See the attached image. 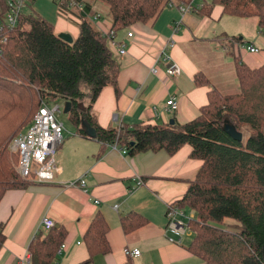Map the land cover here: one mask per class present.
<instances>
[{
	"label": "crops",
	"instance_id": "crops-1",
	"mask_svg": "<svg viewBox=\"0 0 264 264\" xmlns=\"http://www.w3.org/2000/svg\"><path fill=\"white\" fill-rule=\"evenodd\" d=\"M211 1L206 4L211 5ZM36 3L32 5L34 11L53 23L57 33L79 36V10L62 18ZM100 5L93 2V23L98 30L109 31L111 17L101 13ZM181 6H166L152 25L135 23L116 31L115 42L109 46L119 65L118 90L106 86L94 102L93 115L99 125L119 128L165 124L171 119L182 124L190 122L208 104L211 89L223 93L239 89L235 56L251 67L264 64V35L257 17L227 15L218 4L211 6L208 15L199 11L202 7L182 12ZM97 15L100 17L94 19ZM233 37L242 42L229 41ZM249 44L260 51L250 52L246 48ZM121 46L125 54L119 53ZM163 51L170 52L181 66L179 75H167ZM156 65L160 71L154 74L152 68ZM198 75H205L210 85H199ZM171 97L179 103L176 111L166 105ZM121 148L118 143L84 136L77 127L64 135L57 155L61 170L55 182H31L25 189H10L0 201V225L5 236L0 264H32L26 256L32 240L47 232L41 226L44 217L66 230V247L57 252L54 264L84 262L89 258L84 237L99 213L109 224L111 250L94 256L90 264H205L189 250L194 234L173 242L166 230L167 205L184 196L202 160L191 156L192 147L187 144L174 154L160 150L132 155ZM79 179L85 180L87 191L80 185H64ZM130 212L145 222L126 233L120 218ZM127 249H139L141 254L130 256Z\"/></svg>",
	"mask_w": 264,
	"mask_h": 264
},
{
	"label": "trees",
	"instance_id": "trees-1",
	"mask_svg": "<svg viewBox=\"0 0 264 264\" xmlns=\"http://www.w3.org/2000/svg\"><path fill=\"white\" fill-rule=\"evenodd\" d=\"M71 1L84 4L80 34L72 42L62 39L32 5L19 26L5 32L8 41L0 54V201L8 190L25 189L32 182L15 170L19 155L11 152L8 139L32 121L43 102L62 98L71 103L70 119L82 135L88 136L81 129L85 119L96 128L98 140L117 142L132 155L160 150L174 154L190 145L191 156L202 165L184 196L175 201L195 212L189 250L205 264H264V64L251 67L235 56L239 91L211 89L208 104L190 122L104 128L93 115V104L104 87L118 90L119 65L108 37L93 23V2L107 6L111 30L118 31L135 23L152 25L166 6L191 0H59L63 11L74 12ZM215 4L227 15L257 17L264 35V0H212L199 11L208 15ZM196 82L210 85L205 75H198ZM226 119L243 133L242 141L225 132ZM244 127L249 128L246 139ZM120 221L126 233L145 222L134 212ZM238 224L242 229L236 231ZM108 231L106 218L97 214L84 237L89 258L78 264H90L94 256L111 250ZM65 236L66 230L55 226L38 234L29 246L30 262L54 264ZM4 240L1 224L0 250Z\"/></svg>",
	"mask_w": 264,
	"mask_h": 264
},
{
	"label": "built area",
	"instance_id": "built-area-1",
	"mask_svg": "<svg viewBox=\"0 0 264 264\" xmlns=\"http://www.w3.org/2000/svg\"><path fill=\"white\" fill-rule=\"evenodd\" d=\"M36 0H5L4 7L0 6V54L3 52L4 45L8 41L6 31L13 30L19 26L24 9L29 8ZM59 3V0H55ZM209 0H191L189 3L180 7L182 12L198 11ZM76 7L79 11L84 9V4L76 1L70 2V7ZM69 14V13H67ZM100 15L94 17L98 19ZM104 36L108 37L110 44H114L116 31L109 30L103 32ZM130 37L133 32H128ZM235 44H240L239 41H234ZM246 48L252 53H258L260 48L255 45H246ZM119 53L125 54L124 46L119 47ZM163 61L167 65L166 73L169 76H177L181 73V66L173 60L170 52L163 51ZM160 68L156 65L152 68V72L157 74ZM166 105L171 110H178L179 103L171 97L167 100ZM60 111V106L51 107L49 103L43 102L42 106L33 116L27 131L14 135L9 143L11 152L19 155L17 164V173L24 179L36 183H51L55 182L56 174L60 172L61 166L58 159V150L64 141V124L59 121L56 112ZM117 144V142H116ZM123 153L128 150L125 146L121 148ZM142 183V180L139 181ZM68 187L81 186L84 191H87L86 182L84 179L70 181L64 183ZM117 208V205L114 206ZM193 211H189L186 207L172 202L167 205L166 210V230L169 235V240L180 242L185 235H193L194 230L190 222L195 218ZM41 226L43 230L49 231L55 226V221L52 218L44 217ZM66 247L65 243L59 247L61 253ZM126 254L130 256H139V249L126 250ZM26 260H31V253L28 252Z\"/></svg>",
	"mask_w": 264,
	"mask_h": 264
},
{
	"label": "rangeland",
	"instance_id": "rangeland-1",
	"mask_svg": "<svg viewBox=\"0 0 264 264\" xmlns=\"http://www.w3.org/2000/svg\"><path fill=\"white\" fill-rule=\"evenodd\" d=\"M36 1H37L36 6L44 5L43 8L48 10L46 12H48L49 14H53V12H54L57 16L62 17V18H65V17L68 16L67 12L63 11V9L61 8V5L59 3H57L55 0H36ZM70 9L75 10L76 12L78 11V9L76 7H71ZM100 10H101V13L104 14V15H108L109 14L108 13V8H107V6L105 4H101L100 5ZM30 12H31V8L30 7L24 9V14H29ZM253 18H255V17H253ZM230 40H231V42H234L232 39H229V41ZM245 40H247V39H245ZM258 43H260V42H258ZM238 91H239V89H237L236 91H235V89H232V91H230V92H238ZM87 103H88V101H86V100L83 102V104H85V105ZM49 105L51 107H54L56 105L60 106V111L56 112V116H57L58 120L63 122V124H64V135L68 134V132L71 129H74V130L76 129V125L70 119L69 111L66 110V101L64 99L59 98V99H57L55 101L49 102ZM29 124L26 125L25 127H23L17 134L27 131L28 128H29ZM243 131H244V138L246 139L248 137V134H249V128L248 127H244ZM13 136H11L8 139V141H10ZM13 163H14L15 170L17 171L18 160L14 161ZM233 229L236 230V231H239V230L242 229V226L240 224H238Z\"/></svg>",
	"mask_w": 264,
	"mask_h": 264
},
{
	"label": "water",
	"instance_id": "water-1",
	"mask_svg": "<svg viewBox=\"0 0 264 264\" xmlns=\"http://www.w3.org/2000/svg\"><path fill=\"white\" fill-rule=\"evenodd\" d=\"M62 39H64L67 42H72L74 40V37L69 33H60L59 34ZM71 108V103L66 102V110L69 111ZM174 120H170V123H173ZM225 132H227L229 135H231L235 140L242 141L243 140V133L238 131L236 127L228 120L226 119L224 126H223ZM81 129H83L84 132L87 133L88 136L92 138L97 137V131L96 128L93 127L87 120L82 119L81 121Z\"/></svg>",
	"mask_w": 264,
	"mask_h": 264
}]
</instances>
